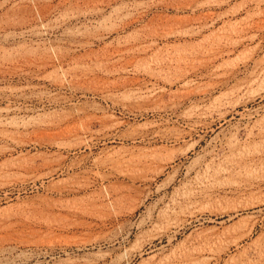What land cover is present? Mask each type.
Listing matches in <instances>:
<instances>
[{"label": "rangeland", "instance_id": "1", "mask_svg": "<svg viewBox=\"0 0 264 264\" xmlns=\"http://www.w3.org/2000/svg\"><path fill=\"white\" fill-rule=\"evenodd\" d=\"M5 131L0 264H264V0H0Z\"/></svg>", "mask_w": 264, "mask_h": 264}, {"label": "bare ground", "instance_id": "2", "mask_svg": "<svg viewBox=\"0 0 264 264\" xmlns=\"http://www.w3.org/2000/svg\"><path fill=\"white\" fill-rule=\"evenodd\" d=\"M143 48V47H142ZM183 85H185V84H183ZM152 94H153V92H150L149 93V95L150 96H152ZM150 96H148V97H150ZM141 99V98H140ZM122 102V101H121ZM137 103H138V100H136V99H134L133 97H131V98H129V103H128V105H129V108L130 107H134L135 105H137ZM134 105V106H133ZM124 107H126L125 106V104L123 105ZM130 111H134V110H132V108L130 109ZM196 111V110H195ZM192 113V112H191ZM189 114V113H188ZM196 114V113H195ZM187 115V114H186ZM7 124H12V123H7ZM14 127H18V124H15V126ZM261 132V131H260ZM11 132H7V131H5L4 133H0V138L2 139V138H4V139H11L12 138V136H11ZM145 155H150V156H146L145 158H146V160L145 161H141L143 158H141V159H139V160H137L136 162H137V164H139V165H145V164H152L153 162H158V161H156V159L154 158V157H151V154H145ZM114 160V159H113ZM120 162V161H119ZM161 167V166H160ZM162 168H164V167H162ZM2 227H4V225L3 224H0V231H1V229H2ZM242 239V238H241ZM237 246V245H236ZM264 249V248H263Z\"/></svg>", "mask_w": 264, "mask_h": 264}]
</instances>
